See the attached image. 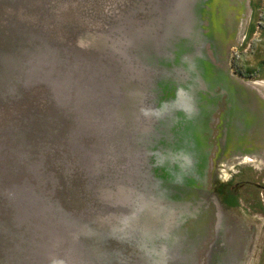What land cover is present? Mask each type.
I'll use <instances>...</instances> for the list:
<instances>
[{"label":"rangeland","instance_id":"obj_1","mask_svg":"<svg viewBox=\"0 0 264 264\" xmlns=\"http://www.w3.org/2000/svg\"><path fill=\"white\" fill-rule=\"evenodd\" d=\"M253 1L243 38L237 42L231 34L221 42L199 32L202 0H0V264L11 262L2 230L21 228L9 218L18 214L16 207L34 241L50 239L60 224L97 229L100 234L83 244L97 258L105 248L98 240L106 238V246H120L122 254L128 248L145 264H264V153L250 152L254 162L224 174L225 181L251 174L254 188L259 183L256 203L242 197L234 208L215 204L209 185L218 162L230 164L233 155L245 152L212 160L211 135L223 148L228 128L214 130L209 121L211 103L203 99L200 75L209 58L229 73L224 89L238 98L249 93L252 81L264 85V0H258V10ZM111 42L124 47L113 54ZM162 86L164 94L157 97ZM241 109L228 144L254 134L251 127L244 132ZM33 110L43 122L21 133L32 124ZM187 118L200 131V150L185 129ZM199 172L200 188L191 200L180 197L178 190L188 192L183 179ZM131 188L137 193L129 198ZM34 189L48 201H30ZM125 193L128 203L121 200ZM143 206L175 216L178 232L176 238L169 236L172 228L159 234L155 229L154 236L139 232V254L138 242L124 245L110 229L117 222L112 218L134 224ZM205 206L206 233L192 234L185 244L180 230L201 219ZM82 260L92 264L91 255Z\"/></svg>","mask_w":264,"mask_h":264},{"label":"water","instance_id":"obj_2","mask_svg":"<svg viewBox=\"0 0 264 264\" xmlns=\"http://www.w3.org/2000/svg\"><path fill=\"white\" fill-rule=\"evenodd\" d=\"M200 5L201 6L200 7L198 6L197 8L200 19V24L198 28L200 29L199 32L202 36H204L205 38H212V36L215 38L217 36L218 38H221V40H219L221 42L224 41L223 39L225 37H228V35L231 34H233V37L236 38L237 42L243 38L246 32L248 21L251 16V11H252L251 0H205L204 3L202 0V3H200ZM202 21L204 23H202ZM231 27L234 28V30L230 32ZM116 37L122 38L121 36H116ZM120 44L121 43L118 42L117 45H115L114 42H111V44H109L108 46L114 48H109L108 51L115 54L117 50H122L124 44L123 45ZM214 59H218V57L213 58V60ZM216 63L217 62L215 60L212 61V59L208 58V62L206 61L202 62L203 70L201 72L202 74L200 73L201 78L205 82V90L207 91L203 95V99L209 102V104L211 103V107H210L211 119L209 121L213 124L214 130L218 129L219 127H223L225 130L228 128L227 131L224 133V138H225L224 140L226 141V144L224 143L225 145L223 148L220 147L218 142L215 143L216 138H218V136L215 137V135L213 136L211 135V139L213 140L214 143L213 146H215L212 160L217 162V160L220 158L219 154H221L222 156H226L229 152L232 153L238 150L239 152L243 150L245 153H239L233 155L231 159L234 158L235 162L232 161L230 164L228 163L224 164L226 162L219 161L218 165H220V167L217 169L218 172L215 173L214 179L212 180L213 182L210 183L209 188H211L212 190V195L214 197L215 204L220 206H226L229 208H234L237 207L238 201H233L229 199L223 192V184L226 182L225 181L226 178H224V174L227 172V170H230L232 172L234 170L235 165L254 162L256 159L253 156L248 155L251 154L250 152H256V153L258 152L260 154L264 153V93H263L264 85L256 81L255 82L252 81L251 82L252 87L249 88V93H247V95H245L243 98H238L239 96L236 95L237 93L230 91L228 92V90L227 91L225 90L226 88L224 85H228L229 73L225 71V68L223 69L219 67ZM164 89L165 86L159 87V92H158L159 94L157 93L158 96L157 94L156 96L157 97L162 96L164 94ZM231 98L234 100H232ZM239 102H240V107H242L240 113L243 118V123L245 124L244 132L246 129L250 127L251 130L254 129L255 131L252 137L244 133L243 139L241 143H238L239 144L238 146V144L235 143L228 144V142H230L231 137L236 132V126L234 125L237 119V111L240 108ZM261 103L263 106L262 108H261ZM36 113L37 112H34L33 110V112L31 113V117L33 119L32 124L28 128L21 129V133L31 132L30 130L32 128V125L34 126V124L37 121L43 122L42 120L36 119ZM203 116L208 118V115L204 114ZM186 128L189 137L191 139V142L194 141V147L200 150L201 149L200 147L201 138H199L200 131H198L195 128L194 124L191 123V119L188 120L187 118L185 129ZM209 134L211 133L209 132ZM112 153L115 152L112 151ZM199 156H201L200 159V161L202 162L201 164L204 165V162L206 161L204 153L203 152L200 153L199 151ZM246 156L253 157L254 160L253 161L244 160ZM201 168L202 166L199 169ZM108 171L110 172V174L113 175L116 173V170L112 167H109ZM198 175L202 177L201 175L203 174L201 172L194 173L193 176L191 175L183 179L184 181L186 180L183 183H184V187L188 188L186 189V191L188 190V192L183 193L182 190L181 191L178 190V194L182 195L180 197H184L186 200L189 201L191 200L190 197H192L193 193H196L197 189L200 188L197 182ZM108 179L110 185H117L118 182L116 181V179L113 178V181H111L109 177ZM103 184H106V182L103 181ZM55 190H56V186H55ZM19 192L20 190L17 191V193ZM33 193L34 196L30 199V201H36L40 205L48 201L45 198V195L40 194V197H38L37 191L35 189L33 190ZM134 193H137L135 189H132L129 192L127 191V196L130 198L131 196L134 195ZM129 198H126V193H125L124 196L121 197V200L125 203H128ZM193 203H194V198L190 205L191 210H194L195 208ZM199 204L200 203H197L195 205L198 206ZM61 205L63 206L64 203ZM65 208L69 210L66 206ZM143 208L144 210H141L142 214L140 218L139 219L137 218L134 221V224L131 223L130 218H128L126 223L124 224L120 222L122 221V219L114 220V218H112L111 219L112 221H117V222L115 223L116 227L110 229V231L115 230L114 233L116 234L119 233L118 234L119 236L117 237L122 239V243L124 245H130L131 242H133L134 244L135 242H138L134 245V247L137 248L139 254L142 251L141 243L143 241L140 238L139 232L144 235L146 231L150 230L152 231V235L154 236V233H157V231H158L157 234H159L162 229L167 228L168 230L172 228L173 232L172 234H169L170 238H176V234L178 232V229L175 224V216L172 215L164 216L163 213L161 214L158 213V215H155L150 210H147L146 207L143 206ZM21 212L22 209L20 210L18 209V207H16L15 213L18 214L15 216H13L12 214L9 215V218L12 220V222L16 221L17 225H19V227L21 228L16 229V226L9 227L8 234L1 229L5 237V242L7 241L6 253L7 256L9 257V260L11 261L8 264H83L84 261L82 259L85 254L91 255L92 264H145L146 263V262L144 263V261L141 258L139 260L138 254L136 256L134 254H131L130 251H128V248H126L127 250L126 253L122 254L123 249H121L120 246H116L114 247V249L106 246L105 244L108 243L107 241L108 239L106 238H101L98 240L105 247L102 251L101 258H97L96 254H94V252H92L91 249L90 251H86L83 244H85V241L88 239V237L94 238L96 237V235L100 234L97 229L92 230V228L90 230L82 229V230L74 231L73 228H70V226H67L65 224L62 225L60 224L57 225V231L53 236L50 237V239L44 238V240H39L38 238V241L36 240L34 241L33 233L31 234L27 233L26 229H24L23 227L25 221L21 222L19 220L20 218L19 213ZM88 213L92 214V212H88ZM207 213H208V208L207 206H205L202 209L203 215L201 219L194 221V225L192 223H189L188 225L185 226V228L180 230L179 233L180 240L185 239L184 243L186 244L187 241L190 242V240H192L191 239L192 234L196 236L197 235L203 236L207 231V224H206ZM148 221H151V223L154 224L156 223L158 227H154V225L150 227ZM85 223L86 225L88 224L87 222ZM89 223L94 224V222L93 221L90 222V220ZM155 229H157V231H155ZM104 232L106 231H103L102 233ZM93 233H95V235H93ZM137 236H139V238H136ZM15 239H18L17 243H15L14 241ZM112 240L116 241V236Z\"/></svg>","mask_w":264,"mask_h":264},{"label":"flooded vegetation","instance_id":"obj_3","mask_svg":"<svg viewBox=\"0 0 264 264\" xmlns=\"http://www.w3.org/2000/svg\"><path fill=\"white\" fill-rule=\"evenodd\" d=\"M242 176V174H241ZM239 175V177H237L236 179L234 177H231L229 180H227L224 184H223V192L225 193V195L231 199H236L237 201L240 200L242 197L243 198H250L252 201L254 199V202L256 203L255 200V194H254V189L257 188L259 186V183H257L255 181V188L254 185L250 182L252 180L251 179V174H244L243 176L245 177V179H242ZM246 178L248 180H246ZM253 187V191H247V192H243L242 190H244V188L246 187ZM255 208H259V206L255 205Z\"/></svg>","mask_w":264,"mask_h":264},{"label":"crops","instance_id":"obj_4","mask_svg":"<svg viewBox=\"0 0 264 264\" xmlns=\"http://www.w3.org/2000/svg\"><path fill=\"white\" fill-rule=\"evenodd\" d=\"M257 3H258V0H254V1H253V4H254V7H253V8H255L254 10H256V9L258 10V9H259V6L257 5ZM251 13H252V12H251ZM261 35L263 36V32H262ZM261 47L264 48V42L262 43V46H261ZM262 48L260 49V51L263 53L264 51H263ZM262 53L259 54V56H260L261 58H262V56H263ZM261 58H260V59H261Z\"/></svg>","mask_w":264,"mask_h":264},{"label":"bare ground","instance_id":"obj_5","mask_svg":"<svg viewBox=\"0 0 264 264\" xmlns=\"http://www.w3.org/2000/svg\"><path fill=\"white\" fill-rule=\"evenodd\" d=\"M252 156V155H251ZM244 160H249V161H253L254 158L253 157H249V156H246V158Z\"/></svg>","mask_w":264,"mask_h":264},{"label":"trees","instance_id":"obj_6","mask_svg":"<svg viewBox=\"0 0 264 264\" xmlns=\"http://www.w3.org/2000/svg\"><path fill=\"white\" fill-rule=\"evenodd\" d=\"M252 16H254V13H253V11H252V13H251L250 20H252ZM248 31H249V32L251 31V24H250V26H249V28H248Z\"/></svg>","mask_w":264,"mask_h":264}]
</instances>
